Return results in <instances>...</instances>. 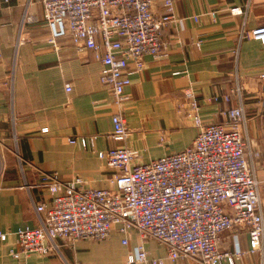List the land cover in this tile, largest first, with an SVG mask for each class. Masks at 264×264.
Returning a JSON list of instances; mask_svg holds the SVG:
<instances>
[{
	"label": "crops",
	"instance_id": "1",
	"mask_svg": "<svg viewBox=\"0 0 264 264\" xmlns=\"http://www.w3.org/2000/svg\"><path fill=\"white\" fill-rule=\"evenodd\" d=\"M174 2L175 18L161 31L163 52L145 57L146 68L131 74L119 105L101 81L97 52H78L70 38L60 39L58 48L49 42L41 0H0V264H126L142 241L136 229L125 235L116 225L106 239L60 240V251L48 254L21 252L17 231L39 225L33 200L51 197L50 189L38 184L44 172L114 188V168L101 151L126 145L138 150L136 162H147L191 145L199 129L188 91L208 123H229L224 111L243 105L241 129L260 182L258 209L264 217V43L240 38L244 27L264 24V0ZM237 6L243 12L234 15L230 8ZM154 10L165 12L162 0ZM25 13L33 20L23 22ZM117 112L130 129L125 139L113 133ZM125 236L128 244L122 242ZM145 246L151 258L164 259L162 264H200L191 257L168 258L166 245L153 238ZM219 248L243 251L233 264H264V245L248 252L246 229L222 231ZM221 264L231 262L225 258Z\"/></svg>",
	"mask_w": 264,
	"mask_h": 264
},
{
	"label": "built area",
	"instance_id": "2",
	"mask_svg": "<svg viewBox=\"0 0 264 264\" xmlns=\"http://www.w3.org/2000/svg\"><path fill=\"white\" fill-rule=\"evenodd\" d=\"M41 1L50 29L49 42L58 48L60 39L70 38L78 52H97L103 62L101 81L119 105L123 104L131 74L146 68L145 57L163 52L162 28L175 18L174 0H162V14L154 10L157 0ZM230 12L236 15L243 9L231 7ZM32 20L24 14L23 22ZM240 38L264 43V24L244 27ZM67 86L70 90L71 85ZM236 89L240 93V87ZM187 96L191 117L199 129L192 144L147 162H136L138 150L126 145L101 151L100 156L114 168V188L89 185L81 176L62 180L44 172L38 184L48 187L51 197L33 200L39 225L17 231L20 251L48 254L60 251V240L74 244L79 239H106L116 225L125 235L136 229L142 238L126 264L164 262L149 256L145 246L149 238L166 245L170 259L191 257L200 264H221L227 258L233 264L243 251L219 248L222 231L233 228L248 231L249 253L262 249L260 182L249 164L241 129L245 109L241 104L227 108L224 113L229 123H208L202 119L194 93L188 91ZM113 124L114 135L125 139L130 129L121 112L113 115ZM122 242L128 244L129 236Z\"/></svg>",
	"mask_w": 264,
	"mask_h": 264
}]
</instances>
